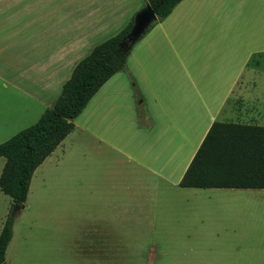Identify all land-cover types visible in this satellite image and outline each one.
Listing matches in <instances>:
<instances>
[{
	"label": "rangeland",
	"instance_id": "374dc122",
	"mask_svg": "<svg viewBox=\"0 0 264 264\" xmlns=\"http://www.w3.org/2000/svg\"><path fill=\"white\" fill-rule=\"evenodd\" d=\"M0 1L10 7L8 13L0 14V22H38L47 16L46 22L40 24H56L51 30L44 26L22 29L27 34L24 38H21V28H15L13 31L20 34L15 42L0 44V89H38L40 83L42 89H59L56 100L77 64L91 49L120 33L147 3V0H72L70 4L71 0H54V4L53 0H40L39 7L48 3L49 11H57L50 17L48 11L44 15L41 10L24 15L21 0ZM32 4L28 1L25 8L33 9ZM88 8L92 13H89L90 18L84 19ZM71 23L81 28L77 30ZM78 32L86 37H76ZM113 79L108 83L111 89ZM259 83L260 89H264V62ZM45 110L39 114L36 108L20 126L11 128L0 144L34 125ZM89 132L85 137L81 114L73 132L35 171L26 207L21 209L14 223L15 239L7 249L4 264H182L200 261L264 264V190L182 189L174 186L177 173L171 175L170 181L154 176L146 183L139 172L140 166L129 158L121 155L119 162L111 163L108 147L98 142L96 123ZM123 132L121 143L129 151V128L125 127ZM5 162L0 158V175ZM13 211V200L0 190V233ZM193 215L235 216L237 218L229 219L231 224L246 227L249 232L239 234L238 243L227 249L187 251L185 254L181 243L203 224L186 218ZM95 229L135 231L140 237L131 240V252L100 262L85 253L79 244L83 232ZM130 256H135L136 262L128 263Z\"/></svg>",
	"mask_w": 264,
	"mask_h": 264
},
{
	"label": "crops",
	"instance_id": "0c3cea01",
	"mask_svg": "<svg viewBox=\"0 0 264 264\" xmlns=\"http://www.w3.org/2000/svg\"><path fill=\"white\" fill-rule=\"evenodd\" d=\"M28 1L33 2V9L25 8ZM40 3V0H21V13L32 15L41 10L44 15L48 11L50 17L57 13L48 10V3L39 7ZM9 9L0 1V14L8 13ZM89 13L92 12L88 8L83 18H90ZM47 18L30 23L0 22V44L15 42L20 35L13 31L15 28H21V38L27 36L22 29L33 26L51 30L55 23L40 24ZM72 24L77 30L81 28ZM79 36L86 37L78 32L76 37ZM263 62L264 0H183L168 17L158 18L133 46L124 70L116 73L91 99L82 113L83 134L86 137L96 123L98 142L108 147L112 164L119 162L121 155L129 158L140 166L139 172L146 183L154 176L170 181L171 175L177 173L174 186H179L213 124L264 127V89H260L259 83ZM112 79L111 89L108 83ZM56 92L59 94V89H42L40 83L38 89H0V140L11 128L20 126L36 108L39 114L42 109L50 108L57 98ZM125 127L130 133L129 151L121 143ZM20 215L21 210L16 222ZM186 218L203 224L181 243L185 254L187 251L227 249L238 243L239 234L249 232L246 227L231 224L229 219L237 218L235 216L193 215ZM138 237L135 231L95 229L83 232L79 244L85 253L104 262L108 257H121L123 252H131V240ZM14 239L13 231L8 248ZM150 255L153 257V252ZM134 261L135 256L127 258L128 263Z\"/></svg>",
	"mask_w": 264,
	"mask_h": 264
},
{
	"label": "trees",
	"instance_id": "16d2710c",
	"mask_svg": "<svg viewBox=\"0 0 264 264\" xmlns=\"http://www.w3.org/2000/svg\"><path fill=\"white\" fill-rule=\"evenodd\" d=\"M181 1L147 0L159 19L168 17ZM133 22L134 18L77 64L58 99L34 125L0 144V158L6 160L0 175V190L17 201L0 233V264L5 263L14 223L21 205L27 202L35 171L73 132L75 120L97 92L124 70L131 51L124 53L119 46ZM179 187L264 190V127L213 124Z\"/></svg>",
	"mask_w": 264,
	"mask_h": 264
},
{
	"label": "water",
	"instance_id": "95a60500",
	"mask_svg": "<svg viewBox=\"0 0 264 264\" xmlns=\"http://www.w3.org/2000/svg\"><path fill=\"white\" fill-rule=\"evenodd\" d=\"M157 20V15L147 2L145 7L135 15L133 26L130 32L123 38L119 46L120 50L124 53L131 51L133 46L143 37L146 31L157 22ZM13 204L16 206L17 201L13 200ZM25 207V205H21L20 210L25 209Z\"/></svg>",
	"mask_w": 264,
	"mask_h": 264
}]
</instances>
